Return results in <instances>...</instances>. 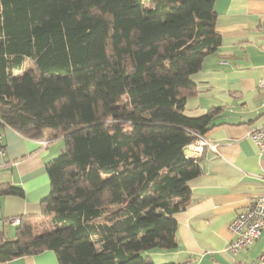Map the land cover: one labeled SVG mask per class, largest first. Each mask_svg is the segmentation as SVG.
Wrapping results in <instances>:
<instances>
[{"label":"trees","instance_id":"1","mask_svg":"<svg viewBox=\"0 0 264 264\" xmlns=\"http://www.w3.org/2000/svg\"><path fill=\"white\" fill-rule=\"evenodd\" d=\"M215 0H0L1 129L63 137L42 216L0 236V261L155 264L201 174L186 147L218 110L185 115L193 74L221 45ZM24 190L0 184L3 196ZM39 221L44 229L37 233Z\"/></svg>","mask_w":264,"mask_h":264},{"label":"crops","instance_id":"2","mask_svg":"<svg viewBox=\"0 0 264 264\" xmlns=\"http://www.w3.org/2000/svg\"><path fill=\"white\" fill-rule=\"evenodd\" d=\"M218 50L207 56L191 80L196 92L187 98L185 115L200 117L218 110L205 134L219 152L210 149L199 159L201 174L188 183L191 201L178 213L177 246L152 250L155 264H257L264 250V231L250 248L233 254L232 220L248 210L251 200L264 195V155L250 134L264 126V0H215ZM42 141H49L46 146ZM0 184L24 190V197L0 198V236L13 238V218L42 216V200L50 193L47 167L64 150L63 137L47 130L42 140L1 129ZM0 264H59L53 251Z\"/></svg>","mask_w":264,"mask_h":264},{"label":"built area","instance_id":"3","mask_svg":"<svg viewBox=\"0 0 264 264\" xmlns=\"http://www.w3.org/2000/svg\"><path fill=\"white\" fill-rule=\"evenodd\" d=\"M258 87L264 90V81L259 82ZM250 138L258 148L259 154L264 155V126L252 131ZM48 142L42 141V145L46 146ZM207 148L215 153L219 152L217 143H211L204 136H198L194 142L186 147V158L198 161ZM10 222L18 225L20 219L13 218ZM229 229L234 239L228 249L235 255L257 242L264 231V195L253 198L248 210L238 214L230 223ZM257 264H264V250L259 255Z\"/></svg>","mask_w":264,"mask_h":264},{"label":"rangeland","instance_id":"4","mask_svg":"<svg viewBox=\"0 0 264 264\" xmlns=\"http://www.w3.org/2000/svg\"><path fill=\"white\" fill-rule=\"evenodd\" d=\"M44 229V226L42 225V222L39 221L38 227H37V233H40Z\"/></svg>","mask_w":264,"mask_h":264}]
</instances>
